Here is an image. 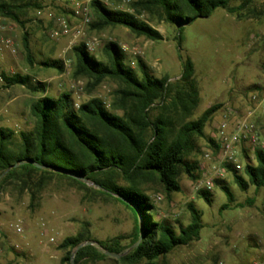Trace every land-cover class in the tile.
Returning <instances> with one entry per match:
<instances>
[{"label":"rangeland","instance_id":"obj_1","mask_svg":"<svg viewBox=\"0 0 264 264\" xmlns=\"http://www.w3.org/2000/svg\"><path fill=\"white\" fill-rule=\"evenodd\" d=\"M100 1L111 6L108 0ZM130 2L122 0L114 8L132 12L128 8ZM52 9L55 14L65 16L71 25L79 23L68 12L59 11V6L54 4ZM21 18L24 27L10 19H4L0 25V35L10 37L16 49L15 53L4 50L0 54V128L16 133L30 130L34 122L30 105L46 94L57 96L62 91L69 92L75 106L96 96L109 107L116 84L105 80L88 93L85 81L72 76V48L93 43L91 54L99 58L103 44L113 41L123 49L126 63L138 74L137 60L141 59L152 75H166L174 81L182 71L178 55L193 61L200 102L191 119L199 117L208 106L221 104L213 120L205 126L204 136L197 139L200 149L207 142L212 122L222 117L228 107L240 112L252 111L264 143V0H253L245 18L238 19L217 8L211 16L198 18L181 30L151 21L146 14L139 15L163 35L158 41L136 36L120 25L94 29L90 25L94 20L92 11L83 34L74 40L53 37L47 15H38L37 10H28ZM25 33L35 59L31 66L22 49ZM177 34L179 40L175 38ZM46 59L58 61L62 69L43 66L41 62ZM13 73L28 74L33 84L42 82L46 88L33 92L23 85H5L2 75ZM197 159L203 161L201 153ZM239 160L243 165L247 161L243 155ZM252 161L255 162L254 155ZM178 180L180 190L170 193H165L155 181L145 183L155 219L166 221L177 230L178 224L189 222L187 206L191 203L200 211L204 227L199 239L173 249L160 259L162 264H264V187L256 190L248 186L241 190L228 173L223 184L232 193L233 201L229 208L220 210L228 199L219 186L214 184L209 192L211 202L207 203L197 195L202 189L196 187L198 179L191 180L181 172ZM86 184L97 188L89 181ZM15 224L22 227L21 233L14 231ZM84 224L95 242L92 245L100 251L103 249L96 241L130 235L135 225L131 211L123 204L65 178L48 179L33 201L27 192L7 186L0 190V264H68L62 263L65 250L58 245L65 237L80 231ZM122 244H129V239L122 240ZM110 257L81 264H121L116 257Z\"/></svg>","mask_w":264,"mask_h":264},{"label":"trees","instance_id":"obj_2","mask_svg":"<svg viewBox=\"0 0 264 264\" xmlns=\"http://www.w3.org/2000/svg\"><path fill=\"white\" fill-rule=\"evenodd\" d=\"M111 6L100 0H90L94 20L90 25L102 30L108 26H124L136 36L152 41L163 35L147 21L139 18L146 14L151 21L173 25L181 30L198 18L209 17L217 8L240 18H245L253 0H131L132 12L114 7L122 0H108ZM237 1V4H232ZM45 6L44 0H0V17L10 19L20 26L25 25L22 16L28 10ZM65 13L64 9H59ZM175 38L180 39L179 34ZM22 49L28 65L35 62L27 34L22 35ZM72 76L85 81V89L91 93L105 80L113 81L116 88L111 95L109 107L105 102L91 96L77 106L72 94L66 91L57 96L42 95L30 105L34 119L30 130L17 133L0 128V175L6 168L19 161L31 160L42 166L24 162L11 168L0 178V190L13 186L27 192L33 201L46 181L52 177L68 179L75 184L93 189L123 204L134 217V230L130 235H118L96 241L103 251L94 245L85 244L91 239L87 224L75 235L65 237L58 245L65 250L62 263L70 264L74 252L75 264L82 261H99L111 258L105 254H120L115 260L121 264H162L173 249L189 245L199 239L204 227L202 215L193 204H188L190 220L186 225L174 226L154 217V205L145 193V183L155 181L165 193L180 190L179 176L184 172L191 180L199 178L201 153L197 139L204 136V128L213 120L221 104L205 108L196 119H191L200 102L193 61L178 55L182 71L171 81L169 76L156 77L147 65L137 60L139 74L126 63V54L113 41L101 48V56L90 54L84 44L72 48ZM45 67L62 69L58 61L46 59ZM5 85H23L33 92L45 90L42 82H31L28 74H3ZM116 111L121 112L116 113ZM205 144L215 146L209 137ZM192 157V158H191ZM255 162L246 161L242 173L228 167L229 174L241 190L253 186L264 187V149L254 150ZM86 181L96 187L90 188ZM225 193L228 202L220 210L229 208L232 193L215 180ZM210 191L197 192L207 203L211 202ZM120 195L130 202L121 201ZM140 222H139V217ZM264 217V213H263ZM140 223V224H139ZM141 225L143 238L140 244L130 248L138 239ZM129 239V244L122 240ZM81 247L77 248L79 245Z\"/></svg>","mask_w":264,"mask_h":264},{"label":"built area","instance_id":"obj_3","mask_svg":"<svg viewBox=\"0 0 264 264\" xmlns=\"http://www.w3.org/2000/svg\"><path fill=\"white\" fill-rule=\"evenodd\" d=\"M90 0H44L45 6L37 10L38 15L46 14L51 22V34L53 37H70L76 39L83 34L84 26L91 19ZM64 9L73 16L79 23L71 25L68 19L62 14L53 12V5ZM4 21L0 17V25ZM86 50L91 54L93 43L85 45ZM8 50L15 53V45L10 37L0 35V54ZM1 80V77H0ZM254 98V96H253ZM252 111L240 112L232 107L224 110L222 117L215 123L212 122L209 138L215 146L205 144L201 149V162L199 163V178L197 188L211 191L215 180L223 179L228 173V167L240 172L243 164L239 156H245L247 161L253 162L254 150L264 149V143L260 140L256 122L253 119ZM160 199V197H158ZM16 233L22 232L19 224L14 225ZM17 246V245H16Z\"/></svg>","mask_w":264,"mask_h":264},{"label":"water","instance_id":"obj_4","mask_svg":"<svg viewBox=\"0 0 264 264\" xmlns=\"http://www.w3.org/2000/svg\"><path fill=\"white\" fill-rule=\"evenodd\" d=\"M24 162H28V163L34 164L35 166L40 167V168H43V167H44V166H42V165H40V164H38V163H36V162H34V161H31V160L19 161V162H17V163L12 164V165L9 166L8 168H6V169L4 170V172H2V174L0 175V178H1L2 176H4V175H5V174H6L11 168H15V167H17L18 165L23 164ZM82 180L85 181V182H87L85 179H82ZM97 187L100 188L99 186H97ZM116 196H117L121 201H123L124 203L130 205V202H129L127 199H125L124 197H122V196H120V195H116ZM138 217H139V216H138ZM139 222H140V217H139ZM140 223H141V222H140ZM140 223H139V224H140ZM139 227H140V234H139V237H138L137 241L131 246V248H134V247L138 246V245L140 244L142 238H143V232H142L141 225H139ZM94 243H95V242H93V241H87V242H85V244H90V245H92V244H94ZM81 246H82V244L79 245L77 248H79V247H81ZM74 252H75V251H74ZM74 252H73V254L71 255V258H70V264H75V261H74ZM105 254L108 255V256L116 257V258H119V257L121 256L120 254L110 253L109 251H105Z\"/></svg>","mask_w":264,"mask_h":264}]
</instances>
